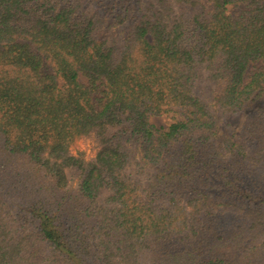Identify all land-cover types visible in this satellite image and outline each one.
<instances>
[{
	"label": "trees",
	"instance_id": "1",
	"mask_svg": "<svg viewBox=\"0 0 264 264\" xmlns=\"http://www.w3.org/2000/svg\"><path fill=\"white\" fill-rule=\"evenodd\" d=\"M0 264H264V0H0Z\"/></svg>",
	"mask_w": 264,
	"mask_h": 264
},
{
	"label": "rangeland",
	"instance_id": "2",
	"mask_svg": "<svg viewBox=\"0 0 264 264\" xmlns=\"http://www.w3.org/2000/svg\"><path fill=\"white\" fill-rule=\"evenodd\" d=\"M113 33L120 36L121 33H125V30L121 28H115L113 29ZM200 87L206 93L207 95L206 98L208 99L213 109L217 111V113L221 118L218 127V132L219 133L228 132V134L232 135L234 139L236 140L239 139V133L245 119V113H239V114L228 113L226 115H223L220 112L217 105V96L219 95L220 90L213 85L211 86L210 89L208 82L202 84ZM174 117L181 118L178 114H174L170 112L168 115L152 116L151 122L154 123L156 126H167L168 122L172 121ZM72 151L73 153L82 152L84 157L86 159H89L92 158L96 153V144L91 137H83L76 141V143L72 147Z\"/></svg>",
	"mask_w": 264,
	"mask_h": 264
}]
</instances>
